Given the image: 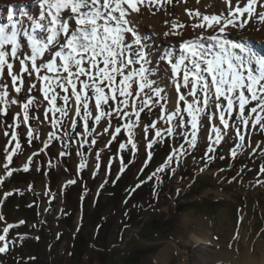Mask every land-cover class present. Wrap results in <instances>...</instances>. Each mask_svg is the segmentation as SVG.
Here are the masks:
<instances>
[{"label":"rangeland","instance_id":"rangeland-1","mask_svg":"<svg viewBox=\"0 0 264 264\" xmlns=\"http://www.w3.org/2000/svg\"><path fill=\"white\" fill-rule=\"evenodd\" d=\"M204 1L197 4L196 0H173L161 11L153 8L155 15L144 8L136 17L137 27L151 36L153 32L157 34V26L164 25L166 19L190 24L185 9L216 14L218 5H205ZM13 5H24L29 11L37 9L34 0H0V14L7 15ZM0 20L7 19L0 15ZM252 32L249 29L247 36L248 43L253 44ZM171 44L178 48L179 38L173 37L164 45ZM257 51L264 54V42ZM165 76L162 72L152 78L164 87ZM3 82L10 84V79ZM168 88V95L175 97L171 84ZM10 95L22 101L25 94L16 97L10 90ZM30 95L39 104L31 115L39 119L15 129L21 149L8 169L12 175H26L16 182L4 165L8 163L6 156L15 148L10 125L20 108L11 105L7 116L0 115V235L6 236L0 246L8 245V250L0 253V264H224L226 257H249L252 263L248 264H261L264 173L260 168L264 166V133L258 128L242 129L244 142L229 130L220 145H212L215 151L207 152L210 128L206 123L196 147L191 148L190 127L177 130L181 135L166 131L175 121L166 122L167 113L161 106L169 112L172 107L159 99L141 114L133 149L127 142L124 118H113L111 127L104 120L100 124L89 121V130L94 129L91 134L84 131L82 122L75 131L54 128L48 102L37 90ZM60 104L62 101L57 100ZM64 124L67 126L69 121L64 119ZM149 124L156 127L143 132L142 128ZM117 126L120 134L115 133ZM29 127L35 132L31 140L27 136ZM157 130L161 132L159 137L155 135ZM66 131L70 135H65ZM238 143L242 147L237 148ZM121 144L125 145L123 149ZM234 148L235 158L230 151ZM174 149L178 150L175 155ZM169 156H173L171 162ZM209 156L214 159L209 160ZM235 163L242 167L235 169ZM25 164L28 171L24 170ZM161 167L164 170L157 171ZM9 225L12 227L4 234L3 228ZM218 252L221 254L216 255Z\"/></svg>","mask_w":264,"mask_h":264},{"label":"snow or ice","instance_id":"snow-or-ice-1","mask_svg":"<svg viewBox=\"0 0 264 264\" xmlns=\"http://www.w3.org/2000/svg\"><path fill=\"white\" fill-rule=\"evenodd\" d=\"M221 2L226 9L218 14L185 9L192 21L188 25L175 18L164 21L167 30L163 35L179 38L178 52L169 50L160 56V61L170 68L169 80L175 97L168 95L167 84L161 87L152 78L149 38L140 33L136 20L142 9L147 8L155 15L153 8L161 11L173 0H34L36 14L24 5L9 7V23L0 24V115L7 116L11 105H18L20 112L10 125L14 129L11 139L16 143L6 156L7 174L12 175L8 165L21 149L15 129L39 119L31 115L34 107H39L37 98L30 95L33 90L39 91L48 102L54 128L75 131L82 122L84 131L91 134L94 129L89 130V121L100 124L104 120L111 127L113 118H124L127 142L133 149L141 114L159 99L173 105L170 112L161 106L167 113L166 122L175 121L166 131L181 135L177 130L190 127L191 148L196 147L199 132L206 123L210 128L207 152H214L212 145H220L229 130L234 131L240 142L245 141L242 129L251 126L264 133V54L248 43L247 36L249 29L264 31V0ZM7 79L10 84L3 82ZM10 90L16 97L24 93V99L11 97ZM57 100L62 104L58 106ZM64 119L69 121L67 126ZM155 127L149 124L142 131ZM120 132L117 126L115 133ZM65 135L70 134L66 131ZM155 135L159 137L161 132L157 130ZM27 136L34 139V129L29 127ZM115 138L113 135L112 139ZM151 146L150 142L148 147ZM124 147L120 145L121 149ZM176 151L173 150V155ZM230 151L235 158V148ZM172 159L169 156L168 162ZM84 166L82 163L81 167ZM24 170L28 171L27 164ZM163 170L161 167L157 171ZM260 171L264 173V166ZM10 227H4L3 233L7 234ZM5 240L6 236L0 235V242ZM7 250V243L0 246V253Z\"/></svg>","mask_w":264,"mask_h":264},{"label":"bare ground","instance_id":"bare-ground-1","mask_svg":"<svg viewBox=\"0 0 264 264\" xmlns=\"http://www.w3.org/2000/svg\"><path fill=\"white\" fill-rule=\"evenodd\" d=\"M245 2H246V0H245ZM204 4L205 5H209V4L211 5L212 4V6L213 5H218L219 8H218L217 11H215L216 14H218L220 11L226 9V6L221 2V0H205ZM30 12H32L33 14H36L37 9L35 10V8H32V10ZM0 15L5 17V19H7V15L6 14H0ZM0 21L2 22V23H0L2 25H7L9 23L8 19L7 20H0ZM138 30L140 31V33L142 35H144L145 37L149 38L150 56H151V59H152V63L150 65V67H151L153 73H155L153 75H158L159 73L163 72L166 75L165 76V80H163V82H165V84L170 86V84H171V82L169 80L170 68L165 62H161L160 61V56L164 55L169 50L178 52V48L177 47H171L172 44L170 46L164 45V44L170 43L173 37H165L163 35V32L166 31L167 29H166V27L164 25H161V24L159 25V27L157 26V34L153 32V34H151V36L145 35L143 29L139 28ZM250 37L253 38L254 42H253V44L252 43H249V44L255 50H257V48L261 46V43L264 42V31H253L252 34L250 35ZM162 42H164V43H162ZM158 43H162V45H161V47H157L156 48L155 45H157ZM259 52H261V51H259ZM162 86L165 87L164 83H163ZM167 90H169L168 87H167ZM171 107H173L172 104H170V108ZM218 254H221V253H219V252L216 253V255H218ZM215 256L212 259H214ZM224 259H228V260H224V264H248V261H251L249 259V257L244 258V260H236L235 258H232V257H226ZM260 262H261V264H264V257L261 258ZM251 263H252V261H251Z\"/></svg>","mask_w":264,"mask_h":264},{"label":"trees","instance_id":"trees-1","mask_svg":"<svg viewBox=\"0 0 264 264\" xmlns=\"http://www.w3.org/2000/svg\"><path fill=\"white\" fill-rule=\"evenodd\" d=\"M234 167H235V169H240L242 166L241 165H237L236 166V163H235V165H234ZM25 179L26 178V175L25 174H23V173H19V172H14V174L12 175V177H11V180L13 181V182H16V181H18V180H22V179ZM74 187H72V188H70L68 191H67V193L69 194V192L70 191H73L72 189H73ZM67 194V195H68Z\"/></svg>","mask_w":264,"mask_h":264}]
</instances>
